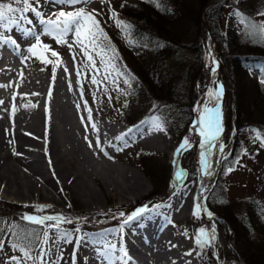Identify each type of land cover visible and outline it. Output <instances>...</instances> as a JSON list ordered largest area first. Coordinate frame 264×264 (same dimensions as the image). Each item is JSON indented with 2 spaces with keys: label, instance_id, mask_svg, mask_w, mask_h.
<instances>
[{
  "label": "rangeland",
  "instance_id": "1",
  "mask_svg": "<svg viewBox=\"0 0 264 264\" xmlns=\"http://www.w3.org/2000/svg\"><path fill=\"white\" fill-rule=\"evenodd\" d=\"M118 2L119 0H110V2L102 4L100 0H91L90 3H87L86 5H76L75 8L84 7L89 13L95 10L99 13V15L96 16V19L99 21L102 19L107 22L110 18V11L118 5ZM191 2L194 5L196 0H191ZM250 2L253 3L252 11H255V15L254 17H249L247 19L255 22H264V16L258 15L259 12L263 11H261V9L264 7V0H250ZM228 3L229 5L233 3L239 4L242 11L247 10L248 5L250 4L246 1L243 3L239 1L238 3L237 0H228ZM59 8V5L45 3L44 0H41L40 10L45 14V16L53 14L58 11ZM162 9L163 10L160 9V11L166 19H174L177 15L176 12L171 10L169 7L162 6ZM64 10L71 11L74 9L72 7H64ZM228 10L229 7L226 6L221 17L220 25L224 35L229 38L226 44L232 53L237 51L245 52V47L250 42H257L260 43L259 45H264V35L256 32H252L250 34L245 25L239 22V18L235 20L236 22L232 21L231 16L228 14ZM28 15L29 18L33 20L35 28L39 31L41 26L38 24L36 17H34L31 13ZM202 19L204 18L201 17V20ZM187 21L192 26L194 25L193 19H186V25ZM23 26L32 27L26 23ZM191 29L192 28L190 26V36L193 34ZM199 29L200 31L203 30L206 32V37L204 40L203 71L199 73L193 89L195 102L193 106L191 105V111L193 112L192 116L194 119L192 123L187 126L181 140L177 143L173 139L174 135L168 134L164 130L163 126L162 134H160V139L162 141L157 142L155 146L153 144L143 143L141 138L136 136L134 129L138 124L147 119L152 120L155 117H159L158 111L163 110V106L161 104L155 105L154 100L150 97V94L145 89L141 80L137 78L132 71H128L124 65H116V68L119 71L125 73L130 72L135 77V79L131 81V87L123 82V79L127 78V76L120 77L116 75L115 72H112L108 79L105 80L104 77L107 75V71L100 55L92 52L96 66L99 69V72H97L90 66H86L87 60L79 45L74 44L70 50L66 45L57 44L52 37L41 35L43 44L50 46V50L46 51L50 54L51 51H56L59 54L61 61L69 67L70 77L68 80L71 82V80H73L71 78H74V86H71V90H69V100L72 103L79 105V111L74 113L73 122L75 123L74 126L78 129L77 132L79 133L78 139L80 144L77 149V153H73L68 150L69 142H67L62 135L58 137L59 142H61L60 144H64V147L62 145V149L64 150L63 152L66 153L65 159H67L65 165L68 169H70L71 175L69 177L58 176L59 179L57 175H53L56 176L57 179H50V183L47 185V188L49 186L47 191L41 190V193L39 194L33 190L31 195L25 197L18 196L11 192L7 193L4 189L5 187H3L5 182L0 183V216L3 219V229L5 230L3 234H0V238L5 240V248L3 252H0V260H5L9 256L21 255L19 252L11 248L10 244L15 240V237L9 235L8 232L9 230H12L11 225L14 220H23L22 216L25 214L42 216L62 213L64 216L74 221L72 224L65 223L61 225L62 230L66 229L67 231L70 226L75 229H80L82 225H94L100 228L102 226L101 229L104 231L107 230L109 232H115V230L120 228L121 223L125 218L118 215L120 212L125 213V216H127L130 211L133 213L136 209L141 208L142 206H147L148 211L145 212V214L150 216V225L149 227H144L141 231L144 233L146 231L156 232L164 228L163 226L166 225L167 228H171L175 232H178L187 247L191 245L192 255H189L191 264H231V262L236 264L240 263L242 257L247 262L245 259L247 252L243 249V246H240L239 243L243 234L241 233L240 228L237 229L239 226L236 222L240 220L241 216L245 215V210L250 197L264 196V148L260 147L259 142H254V132L248 131L247 133L252 142L243 146L237 156L231 157L230 160L224 163L223 172L217 180L218 172L220 168H222V157L228 156L230 153L229 146L232 144V134L234 133V129L232 127L233 118L231 113L228 112V108L230 109V107H232L234 97L232 95L231 86L228 83V71L224 66H221L218 52L208 32L206 22L204 23V21H201ZM6 35L17 41L20 50L14 51L11 45H5V51L10 53L13 52L17 61L23 66L14 72L10 82L11 89L8 91V101H13L12 91L19 88L20 83L23 84L24 78L29 79L32 76L31 74H34V71L37 72L39 69H43L48 74L52 73L53 64H43L37 56L30 55L26 51L27 48L34 43V40H32L31 37H24L19 28L14 29L12 32H7ZM234 36L238 38L237 42L231 40ZM66 39L74 43L76 37L74 33H70ZM209 48H211V50ZM209 50L211 51L212 56L215 58L217 57L218 67L216 71H218V73L215 74V76L221 78L224 91L221 100L218 102L220 106L222 124L220 141L225 145L224 152L222 154L217 153L221 158L220 162L214 168L212 167V175L208 176L205 183L203 182V184L207 186L208 190L204 193L205 199L200 202L202 203L203 208L213 214L211 219L208 218L204 211H201L200 218H194L192 215L194 202H196V197L199 195L201 187V182L198 181V159L199 153L201 152L199 141L201 140V137L199 136L200 129L193 126L196 117L199 116V112L195 109L200 108L204 103L208 102V90L216 89L217 85V83H213L214 75H212L210 67L206 66L205 53ZM43 51L44 49H39V55L44 56ZM108 55L111 56V52L108 53ZM73 56H75V61L73 60ZM25 57L29 58L25 59ZM52 59L53 61L56 60L55 57H52ZM104 59L107 60V57ZM262 63L263 64L253 63L250 66L248 74L251 77H261V69L264 68V62ZM77 69L81 72L79 84L77 83ZM93 76H95L100 83L93 84ZM21 77L23 78L21 79ZM246 79L248 86L251 87V78L246 77ZM144 89L146 91H144ZM14 102L16 103L17 108H19V106L21 107V100H16ZM216 103V100H212L209 103V107H214ZM260 103V107L264 106V101L262 99L260 100ZM85 104L87 105V108L91 110L90 120ZM262 109L260 110L261 112H263ZM181 112L184 113V111ZM119 119L122 121L132 119L134 121L132 123L135 124L131 126H124ZM258 119L261 120L260 117ZM88 121H93L101 125H117V137L123 136V139H117L116 137L114 140L106 141L103 144L101 143V146L108 152L112 159H108L99 151V149L95 147V139L91 134V131H89V128H87ZM230 124L232 128L228 129ZM248 130H250V128ZM86 136L88 137V140H85ZM185 137L189 138L190 147L179 155L178 165L181 169L186 166L189 172L187 176L185 174L186 178L183 180V183L174 189L172 185L175 183V172L173 170V163L169 162L170 152L174 150L176 146L181 144ZM88 141L92 142L93 147H89ZM39 148L41 149V147ZM117 148H120L121 150L117 151ZM245 150L247 154H244ZM86 152L90 154L88 155L90 157L87 156V160L85 161L82 159L86 157V155L83 156V154H87ZM69 153L73 154L71 155ZM29 156L30 155L27 157L30 158L31 156ZM39 158L41 159L42 156H39ZM236 161H239V163H236ZM142 162L143 164H141ZM85 164L86 167L84 166ZM102 167H104L105 170ZM228 168H233L234 170L228 172ZM43 169L45 177L49 176V174L46 173L47 170L46 167L44 168V165ZM146 170L152 174L151 177L145 173ZM103 172L105 174H103ZM138 172H141L143 175V180L142 177L139 176ZM106 173L110 175L112 173L111 176H113V178L117 177L116 179L118 181H121L120 179L122 178L123 173V176L130 173L134 174L136 177L138 176L137 179L139 183L141 182L143 187L139 191L138 195L133 194L129 195V197L125 196L124 198L120 196L118 197L116 194H118L117 190L120 189L119 185L116 181L114 184L113 182L107 181V179H111V177ZM76 175L81 178V181L79 182L81 183L80 186L74 177ZM99 177H101V179ZM116 186L118 187L116 188ZM78 189H82L85 193ZM86 193H93L98 197V206L94 204L90 205L86 202ZM176 193L187 194L190 198L191 196L193 197V208L190 211V214L187 216H179L176 210H172L171 213H168L169 216L166 217L164 214H160L159 212H153L157 209V206L162 205L164 201H166L169 197L174 196ZM34 205H51V207L46 208L41 212L37 211L36 208L33 207ZM69 205H71V207H69ZM155 213H158L159 215ZM114 216L116 218H113ZM223 217L229 220L233 228H229V223L222 221ZM219 220L223 223L222 227H225L223 230V234H225V236H223L222 230L218 225ZM114 221L118 224L117 226L113 224ZM213 224L215 225L217 236L215 245L204 249L203 255H198V252L201 250L197 249L196 251H193V249L196 248L194 242L195 235L201 227L208 229ZM125 227H127V225L124 226V228ZM37 229L41 231V226H38ZM234 233L237 237L234 241L235 243L231 244L230 239H233ZM50 240L47 245H44L45 247L51 246L53 240ZM23 243L26 244L27 242L23 241ZM37 247L38 246L35 245L34 249ZM260 247L264 250V241ZM259 249H255L254 253L264 259V251ZM37 253L38 251L34 250L32 254L38 255ZM213 253H216L219 256V260L216 259V256L213 255ZM29 264H31V262H29ZM139 264H147V261L142 259Z\"/></svg>",
  "mask_w": 264,
  "mask_h": 264
},
{
  "label": "bare ground",
  "instance_id": "2",
  "mask_svg": "<svg viewBox=\"0 0 264 264\" xmlns=\"http://www.w3.org/2000/svg\"><path fill=\"white\" fill-rule=\"evenodd\" d=\"M65 66L67 67L63 61L62 63L56 64L54 82L53 72L48 74L42 69H39L37 72L34 71V74H31L32 76L29 79L24 78L23 84L20 83L19 88L12 91L13 101H8V91L11 87H0V101L3 102L0 103V183L5 182L6 186L3 185V187H5L4 189L7 193L11 192L18 196L25 197L31 195V192L34 190L40 194L41 190L47 191L49 188V186L47 188V185L50 183V179H57L56 176L53 175H57V177H69L71 175L70 169L65 165L67 159H65L66 153H64L62 149L64 144H62V147L58 137L62 135L63 138L69 142V145L67 144L69 146L68 150L77 153L80 144L78 139L79 133L77 132V127L74 126L75 123L73 122V118L75 115L74 113L79 111V108L77 107L78 105L69 100L68 78L70 77V69L67 67L68 71L66 73L64 71ZM22 67L23 66L17 61L13 52H7L4 49L1 50L0 85H10L14 72ZM22 78L23 77H21V79ZM71 79L74 80V78ZM73 80H71V86H74ZM50 90L51 95H49ZM16 100H21V107H16V103L14 102ZM26 105H35V107ZM199 118L200 117L197 116L193 123V126L197 128H199ZM93 123L96 125L98 131L92 128ZM87 126L95 142L99 139L100 144L109 140H114L118 134L117 125L114 124L101 125L93 121H88ZM134 131L136 132V136L140 137L143 143L153 144L155 146L157 142L162 141L160 139L162 131H155L152 129L151 119H147L138 124ZM178 146L170 152L171 163H173L174 159L177 160L179 157L175 155ZM39 147H41V149ZM28 155L31 157L29 156L30 158H28ZM84 155H86V157L82 160L86 161L87 156L90 154L87 153L83 154V156ZM39 156H42V158L40 159ZM209 160L214 168L220 162L221 158L216 154L209 157ZM43 165L44 168L46 167V173L49 174L47 177H45ZM84 166L86 167V164ZM102 168L104 169V167ZM173 170L174 172L176 171L174 165ZM103 174L105 173L103 172ZM106 174L111 177V179L108 178L107 181L113 182V184L115 181L118 183L120 188L117 190L118 194H116L118 197L124 198L125 196L129 197V195L133 194L138 195L143 187L141 182L139 183L137 179L138 176L136 177L134 174L130 173L125 176H123L124 173L123 175L121 174V181H118L116 179L117 177L113 178V176H111L112 173L111 175L108 173ZM138 174L143 180L141 172H138ZM78 175L74 177L80 186L81 183L79 182L81 178L80 176L78 177ZM199 176L200 173L198 171V178ZM99 178L101 179V177ZM207 179L208 176L204 178L203 182L205 183ZM198 181L200 180L198 179ZM117 187L118 186H116V188ZM192 198V196L190 198L187 194L176 193L174 196L164 201L163 204L157 207L153 212H159L168 217V213H171L172 210H176L179 216H187L193 208ZM86 202L90 205H97L99 200L95 194L88 193L86 195ZM114 222L113 224L117 226L118 224ZM141 224L143 226H140ZM149 225L150 216L147 214H144L142 220L133 221L128 224L127 227L123 228L122 232L120 228L115 230V232H112L110 229L111 232H109L101 229L102 226L100 228L94 225H88L89 227L87 225H82L80 227V232L76 233V235H86L87 242L81 243L79 248L76 249L75 240H73V243H65L63 240H57L55 243H50L51 246L49 247L44 246L46 249H51V253L46 259L49 264H52V261L57 260L62 253L63 259L59 260V264H71L75 250L76 264H121L118 258L123 255L121 249L126 248L128 255L132 258L128 261V264H139L142 259L147 261V264H191L189 255H186V253L191 251V245L187 247L178 232H175L171 228H167L165 224V226H163L164 228L161 227L162 229L156 232L146 231L144 233L141 231V229L149 227ZM74 230L75 228L72 226L68 228L69 232H73ZM107 244H114L116 248L114 250H109L106 248ZM98 251H107L108 258L106 259L104 256L98 255Z\"/></svg>",
  "mask_w": 264,
  "mask_h": 264
},
{
  "label": "trees",
  "instance_id": "3",
  "mask_svg": "<svg viewBox=\"0 0 264 264\" xmlns=\"http://www.w3.org/2000/svg\"><path fill=\"white\" fill-rule=\"evenodd\" d=\"M206 1L196 0L193 5L191 0H161L162 6L169 7L177 14L174 19L169 20L164 17L160 8L148 0H119L118 5L110 11L109 21L105 22L102 19L100 21V26L107 37L101 38L100 43L103 48H114L118 53V58L113 61L115 65H124L128 71H132L141 80L155 105L163 106L158 115L164 130L174 135L173 139L178 142L191 121L193 114L191 107L195 102L193 89L199 73L203 71L206 32L200 31L199 24L201 17L204 18L221 66L228 71V83L234 97L230 107L233 111V139L230 153L223 160L222 168L218 172V180L223 172L224 163L237 156L243 146L252 142L247 132H251L252 129L264 132V106L260 107V100L264 101V84L260 82V77H251L248 74L253 63L263 64L264 45L250 42L246 45L245 52L232 53L226 44L229 38L221 29V17L226 6L229 7V15L238 10L245 18L254 17L255 11H252L253 3L250 0H239L241 3L244 1L250 3L248 9L244 11L239 4L229 5L228 0H214L204 6ZM262 10L264 11V7ZM112 11L120 20L131 25L128 38L111 19ZM230 16L232 21L236 22L238 17ZM186 19H193L194 25L188 21L186 25ZM190 26L193 31L191 36ZM129 39L133 43L130 44ZM231 40L237 42L238 38L234 36ZM43 55L53 61L48 51L44 50ZM246 77L251 78V87L248 86ZM119 121L126 125L134 122L132 119ZM184 168L188 173V168L186 166ZM145 173L150 177L152 175L147 170ZM222 221L229 223V228H233L227 218L223 217ZM221 223L219 220L218 225L223 234L225 227L223 228ZM236 224L239 226L237 229L240 228L243 234L239 240L240 246L247 252L245 257L247 262L242 257L240 263L236 264H264V259L254 253L255 249H262L260 245L264 241V196L250 197L245 215L241 216ZM3 225L0 216V229H3ZM38 226L16 219L11 229L23 235L25 232H40ZM233 236V239H230L231 244L235 243L237 237L235 233Z\"/></svg>",
  "mask_w": 264,
  "mask_h": 264
},
{
  "label": "snow or ice",
  "instance_id": "4",
  "mask_svg": "<svg viewBox=\"0 0 264 264\" xmlns=\"http://www.w3.org/2000/svg\"><path fill=\"white\" fill-rule=\"evenodd\" d=\"M44 2L51 3L53 5H59L60 8L53 14L45 16V14L40 10L41 0H0V47L11 45L14 51H19L20 47L17 41L12 37L6 35L7 32H12L14 29L19 28L24 37H31L32 40H34V43H32L26 51L30 55L37 56V58L43 64H53L52 72L54 82L56 64L62 63V61L56 51H51V56L56 58L55 61L49 60L46 56L39 55V49L50 50L49 45L43 44L41 35L52 37L57 44L66 45L70 50L72 49L74 44L79 45L80 49L83 51L86 57V66H90L93 70L99 72V69L97 68L96 62L92 55V52H95L97 55L101 56L102 62L105 65V69L107 71V75H105L104 77L105 80L108 79L112 72H115L116 75L120 77L127 76V78L123 79V82L131 87V81L134 80L135 77L130 72L125 73L119 71L116 68V65L113 63V61L118 58V53L116 52V50L114 48L101 47V38L107 39V37L103 32L102 27L100 26V21L96 19V16L99 15V13H97L95 10L89 13L85 10L84 7L75 8L76 5H86L87 3H90L91 0H44ZM100 2L103 4L105 2H110V0H100ZM148 2L153 3L155 7L163 10L161 0H148ZM64 7H72L74 10L65 11ZM29 13L36 17L38 24L41 26L39 31L33 25V20L29 18ZM230 15L238 17L239 22L245 25L250 34L252 32H256L264 35V22L251 21L245 18L238 10L232 12ZM258 15L264 16V11L259 12ZM111 19L114 20L116 26L120 28L121 31L125 33V37L128 38V31L131 28V25L120 20L114 11H112ZM25 23L27 25H31L32 27H24L23 25ZM70 33H74L76 37L74 43L66 39V37H68ZM129 43L131 44L133 43V41L129 39ZM109 52H111V56L108 55ZM105 57H107V60L104 59ZM28 58L29 57H25V59ZM73 60L75 61V56H73ZM205 60L206 66H209L212 75H215L216 68L218 67V61L214 56H212L210 50L205 53ZM64 71L66 73L68 71L66 66L64 68ZM76 74L77 83L79 84V77L81 75L79 69H77ZM260 82L264 84V68L261 69ZM92 83L98 84L100 83V81H98L96 77L93 76ZM213 83L216 82L214 81ZM9 86L10 85H0V87ZM69 90H71L70 81ZM222 93V85H220L216 89H209L207 92L208 102L204 103L200 108L195 109L199 112L200 117L198 124L200 128L199 136L201 137V140L199 141L201 152L199 153L198 159V171L200 173L198 179L201 181V187L199 195L196 197V202H194L192 213L194 218H200L201 211H204L209 219H211L213 215L211 212L207 211V209L203 208V205L200 201H203L205 199L204 193L208 190L207 186L203 184V180L205 177L212 175V163L210 162L209 157L216 155L217 153L222 154L225 148L224 143L220 141L222 124L220 106L218 101L222 96ZM49 95H51V90L49 92ZM212 100H216L217 103L214 107H209V103ZM0 103L3 102L0 101ZM26 106L35 107V105ZM77 107L79 108V105ZM85 108L89 113L90 120L91 110L87 108L86 104ZM92 128L98 131L94 123L92 124ZM152 129L161 131L163 130V124L161 123L159 117H155L152 119ZM252 132L255 133L253 137L254 142H259L260 147L264 148V132L257 129H252ZM117 139H123V136L117 137ZM85 140H88L87 136L85 137ZM88 145L90 148L93 147L91 141H88ZM95 147L99 149V151L103 153V155L108 159H112V157L109 156L108 152L105 151V149L101 146L99 139H97ZM188 147H190V140L188 137H185L183 142L176 149L175 155H181L183 151H186L188 149ZM116 150L120 151L121 149L117 148ZM244 154H247L246 150ZM222 158L226 159V157ZM236 163H239V161H236ZM173 165L176 167V171L174 173L175 183H173L172 185L175 189L183 183V180L186 178V176L185 170L179 168L176 159L173 160ZM233 170V168L227 169L228 172H231ZM33 207L36 208L37 211L42 212L44 209L51 207V205H34ZM69 207H71V205H69ZM147 211V206H142L141 208L136 209L133 213L127 216H125V213L120 212L118 215L120 217H125L123 222L121 223L120 231L122 232L124 226L130 224L131 222L142 220L145 212ZM113 218L116 217L114 216ZM22 219L32 224L41 226V231L35 233L25 232L23 235H21L14 230H9L8 234L15 237V240L11 242L10 246L13 250L19 252L21 255L9 256L5 260H0V264H29V262H31V264H49L46 257L50 255L51 249H46L44 245H47L50 239L53 240V243H55L57 240H63L65 243H73V240H75L76 249L79 248L81 243L87 242L86 235H76V233L80 232L79 228H76L73 232L62 230V224L74 223L73 220L64 216L62 213L42 216L25 214L24 216H22ZM140 226L143 225L141 224ZM4 232V229H0V234H3ZM216 239L217 236L214 224L208 229L201 227L195 235L194 242L196 248L193 249V251L199 249L201 251L198 252V255H203V250L209 247H213L215 245ZM23 241H27V243L25 244L23 243ZM34 245H37L38 247L34 249ZM4 248L5 240L3 238H0V252H3ZM106 248L109 250H114L116 246L114 244H107ZM34 250L38 251V255L32 254ZM121 251L123 255L118 259L121 261V264H128V261L132 258L128 255L126 248L121 249ZM98 255H102L106 259L108 258L107 251H98ZM186 255H192V252L190 251L186 253ZM213 255L216 256L217 260H219V256L216 253H213ZM62 259L63 254L61 253L60 257H58L57 260L52 261V264H59V260ZM71 264H76L75 250L72 256Z\"/></svg>",
  "mask_w": 264,
  "mask_h": 264
},
{
  "label": "water",
  "instance_id": "5",
  "mask_svg": "<svg viewBox=\"0 0 264 264\" xmlns=\"http://www.w3.org/2000/svg\"><path fill=\"white\" fill-rule=\"evenodd\" d=\"M211 0H207L206 3L210 2Z\"/></svg>",
  "mask_w": 264,
  "mask_h": 264
}]
</instances>
